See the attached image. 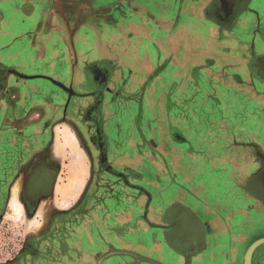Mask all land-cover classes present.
<instances>
[{
  "label": "crops",
  "instance_id": "1",
  "mask_svg": "<svg viewBox=\"0 0 264 264\" xmlns=\"http://www.w3.org/2000/svg\"><path fill=\"white\" fill-rule=\"evenodd\" d=\"M136 27H144L152 47L166 46L171 37L169 42L181 53L192 45L195 33L207 31L204 42L218 55L199 59L208 70L169 77L178 81L169 89L177 103L172 125L178 128L184 118L179 102L194 113L199 96H205L208 159L222 160L223 169L229 160H238L240 170L238 184L215 191H239V197L210 203L193 195V204L177 197L170 202L163 193L147 204L103 200L96 213L101 207L109 212L96 217L95 230L67 228V264H238L239 246L229 242L224 247L217 236L241 242L244 228L256 219L264 221V184L258 177L264 170V0H0V207L14 192L8 188L10 177L20 171H4L13 149L7 137L22 138V161H49L48 153H36L45 149L58 119L77 122L80 106L91 102L90 96L72 89L87 92L101 86L98 78L119 77L117 48L128 42L121 35L136 33ZM178 27L191 30L188 41L173 36ZM172 64L170 59L163 71ZM191 125H196L194 116ZM88 126L84 120L75 125L81 139L89 137ZM233 144H240L239 149L233 150ZM167 186L160 190L170 191ZM173 206L190 218L192 228L180 227L181 218L168 212ZM141 207L144 214H136ZM119 210H131L128 220L118 216ZM125 222L127 227L138 223L142 230L121 232ZM67 224L77 228L72 221ZM263 237L264 232L247 243L239 264H245L249 247ZM51 245L37 243V249L24 254L21 249L13 262L0 259V264H44L40 257L53 254ZM251 264H264V242L252 249Z\"/></svg>",
  "mask_w": 264,
  "mask_h": 264
},
{
  "label": "rangeland",
  "instance_id": "2",
  "mask_svg": "<svg viewBox=\"0 0 264 264\" xmlns=\"http://www.w3.org/2000/svg\"><path fill=\"white\" fill-rule=\"evenodd\" d=\"M257 7L261 9V6ZM136 28V33L121 35L128 42H121L117 48L119 77L117 73L115 78L110 74L104 87V102L99 113L101 132L104 135L102 139L106 141L103 150L105 158H101L100 148L96 146L97 138L94 137L95 141L91 137L81 139L76 132L79 130L75 129V125L84 119L82 111L78 113L77 122L68 117L67 121L58 119L45 149L42 153L41 150L36 153L39 156L48 153L51 158L49 163L54 174L49 189L28 194L23 192V197L21 195V187L27 183V173L29 175L30 168L37 162L41 163V159L24 160L22 169L10 177L8 188L14 187V192L9 193L7 203L0 207V259L11 263L13 257L19 256L21 249L24 254L27 250L37 249V243L41 247V243L51 242L54 252L41 255V263L67 264V228L73 226L72 231L83 232L90 228L95 230L98 227L96 217L105 216L109 212L101 207L98 208L99 214L96 213L97 204L100 205L97 201L100 200L147 204L160 198L162 193L170 202L177 197L191 204L193 195L203 202L209 200L210 203L214 200L227 199L229 202L238 199L239 191H215L225 184H238L240 170L238 160H229L223 169L219 166L222 160L208 159L205 96H199L198 108L194 113L191 107L179 102V112L184 118L178 128L176 124L172 125L176 119L177 103L174 91L169 89L175 87L178 81L169 77L176 72L208 70L207 63L198 62L199 59L210 53L218 55L217 51L207 47V41L204 42L207 31L204 35L202 32L198 35L195 33L190 42L192 45L184 48L181 53V49L178 50L169 42L171 37L167 39L166 46L152 47L144 37V27ZM190 31L188 27H178L173 36L178 40H187ZM132 34H135L134 38ZM170 59L173 64L163 71ZM179 82L184 84L189 81L180 79ZM72 90L76 94L84 93L81 88ZM85 107L84 104L79 109ZM32 116L35 117L34 114ZM193 116L195 127L191 125ZM178 129L183 130L184 134ZM195 140L201 142L194 143ZM229 146L234 150L239 149L240 144ZM258 177L264 184V170ZM2 180H6V177ZM164 186L171 190L161 191ZM32 198L35 200L30 201ZM128 212L119 210L118 216L128 220L131 210ZM168 212L181 218L180 227L192 228V222L186 218L185 213L180 214L174 206ZM136 214L143 215L144 208L138 209ZM67 221H72L77 228L67 224ZM126 223L122 224L121 232L137 231L140 228L138 223H132L130 227ZM244 230L245 239L241 242L217 236L224 247L230 246L229 242L239 246L238 264L242 262V250L247 243L255 235L264 232V221L262 218L256 219L251 227ZM232 233L237 234L238 230ZM216 260L219 261L218 258ZM136 264L144 263L142 260Z\"/></svg>",
  "mask_w": 264,
  "mask_h": 264
},
{
  "label": "flooded vegetation",
  "instance_id": "3",
  "mask_svg": "<svg viewBox=\"0 0 264 264\" xmlns=\"http://www.w3.org/2000/svg\"><path fill=\"white\" fill-rule=\"evenodd\" d=\"M108 79L109 78L106 77L103 79L102 77L100 79L98 78V82L101 83V86L99 85L95 88L89 89L87 90V92H84L83 94L84 98L87 96L91 97L90 104L87 105L82 111L84 117L83 119L84 123H87L89 125L88 128L86 129V132L87 131L91 132L89 134V139L91 137V139L95 141V138H97L98 143H96V146L97 148L98 147L100 148L101 151L100 155L102 159L105 158V152L103 150H105L104 147L106 146V141H103L104 138L102 139V136L104 135H102L101 132L102 123H101L99 111L102 108V103L104 102V96H105L104 87L107 84ZM7 138H8L7 141L11 143L13 149L12 152H8L9 154L7 156L8 159L7 161L5 160L3 167H5L4 171L11 173L12 171H15L18 168L21 170L24 163L22 159H20L21 151L18 145V143H20V140H22V138L19 136H15V137L9 136ZM52 174H54V170H51L49 161L41 159V163L40 162L35 163L30 168L29 175L27 173L28 178L26 185L24 187L23 186L21 187L22 197H23V192H25V194H28L30 192L34 193L36 191H40L44 189L48 190ZM34 200L35 198L34 199L32 198L30 201H34ZM97 202H100L101 205V200Z\"/></svg>",
  "mask_w": 264,
  "mask_h": 264
},
{
  "label": "water",
  "instance_id": "4",
  "mask_svg": "<svg viewBox=\"0 0 264 264\" xmlns=\"http://www.w3.org/2000/svg\"><path fill=\"white\" fill-rule=\"evenodd\" d=\"M264 242V237L258 239L257 241H255L248 249L246 256H245V264H251V251L252 249L259 243Z\"/></svg>",
  "mask_w": 264,
  "mask_h": 264
}]
</instances>
